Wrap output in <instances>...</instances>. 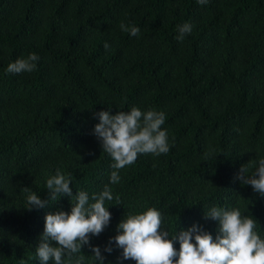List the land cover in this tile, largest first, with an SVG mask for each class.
Masks as SVG:
<instances>
[{
	"label": "trees",
	"instance_id": "obj_1",
	"mask_svg": "<svg viewBox=\"0 0 264 264\" xmlns=\"http://www.w3.org/2000/svg\"><path fill=\"white\" fill-rule=\"evenodd\" d=\"M185 23L192 32L181 42ZM32 53L40 58L33 72H6ZM133 107L165 114L169 151L139 154L111 184L97 113ZM260 159L264 0H0V264H40L45 217L70 212L71 197L31 211L26 197L48 199L58 170L71 177L73 195L112 189L110 224L90 238L104 264H136L114 243L111 254L104 249L127 214L151 207L170 235L198 224L214 238L218 222L205 212L239 209L264 239V196L237 179L242 166L251 177ZM93 254L85 245L77 255L97 264Z\"/></svg>",
	"mask_w": 264,
	"mask_h": 264
},
{
	"label": "clouds",
	"instance_id": "obj_2",
	"mask_svg": "<svg viewBox=\"0 0 264 264\" xmlns=\"http://www.w3.org/2000/svg\"><path fill=\"white\" fill-rule=\"evenodd\" d=\"M205 5L208 0H197ZM120 29L137 36L140 29L135 25L120 24ZM178 41H183L185 34L192 32V25L185 23L178 28ZM105 49L109 47L105 43ZM35 53L27 58L10 63L7 73L20 74L33 72L39 60ZM99 123L95 125L94 135L101 142L103 152L109 154L114 163L110 183L120 182L119 170L136 162L139 154L159 156L169 151L168 136L161 126L165 123V114L155 110L143 112L138 107L130 111H118L111 114V109L97 113ZM249 177L248 169L241 167L237 179L243 185H251L255 192L264 196V159ZM71 177L59 170L47 179L48 199H41L34 192H29L26 204L29 211L41 209L58 201L62 196L71 197V211H57L45 217L44 232L36 248L40 264H84L85 256L77 255L85 245L91 248L97 264H104L105 256L100 247L90 243L92 236H99L109 226L112 214L106 201H112L114 195L109 186L91 198L85 191L73 195ZM24 191L28 192L25 188ZM74 199V202H73ZM91 201L93 202H90ZM119 200V196L115 197ZM204 218L218 222V234L213 235L198 224L187 230L179 228L171 234L164 228V219L160 211L151 207L139 214H127L117 226V235L109 240L104 251L111 254L112 244L122 249V259L134 260L136 264H264V239L256 231V220L242 215L239 209L227 210L211 207ZM179 242L177 251L175 243ZM178 257V259H177Z\"/></svg>",
	"mask_w": 264,
	"mask_h": 264
}]
</instances>
